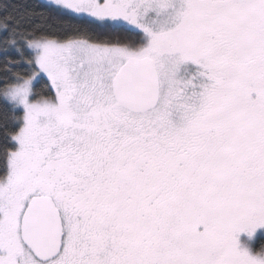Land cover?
<instances>
[{"label": "snow or ice", "instance_id": "6c2138e0", "mask_svg": "<svg viewBox=\"0 0 264 264\" xmlns=\"http://www.w3.org/2000/svg\"><path fill=\"white\" fill-rule=\"evenodd\" d=\"M47 3L0 5V264H264V0Z\"/></svg>", "mask_w": 264, "mask_h": 264}, {"label": "trees", "instance_id": "16d2710c", "mask_svg": "<svg viewBox=\"0 0 264 264\" xmlns=\"http://www.w3.org/2000/svg\"><path fill=\"white\" fill-rule=\"evenodd\" d=\"M3 4H7L8 11H12L16 15L26 14L28 12L35 13V15L30 17V22L42 24L53 30L58 29L62 23L55 15H49L51 10L48 4L40 0H0V5ZM41 12L44 13L43 16L40 15ZM0 14H2V12H0ZM3 107V102L0 101V111L3 110ZM258 237L259 239L251 244L254 252H260L262 245H264V238Z\"/></svg>", "mask_w": 264, "mask_h": 264}, {"label": "rangeland", "instance_id": "374dc122", "mask_svg": "<svg viewBox=\"0 0 264 264\" xmlns=\"http://www.w3.org/2000/svg\"><path fill=\"white\" fill-rule=\"evenodd\" d=\"M40 1H42L45 4H48L47 0H40ZM258 236H260V238H264V227L256 229L255 233L253 234V236L251 238L248 236V234L246 232L245 233H239V234H237V240H238V243L242 249H246L250 252V254L256 255L258 252H254L252 250L251 244L259 239Z\"/></svg>", "mask_w": 264, "mask_h": 264}]
</instances>
